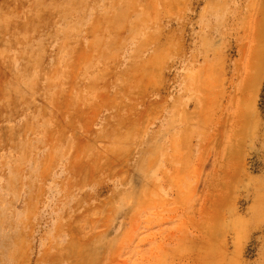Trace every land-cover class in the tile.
Instances as JSON below:
<instances>
[{
  "label": "rangeland",
  "instance_id": "obj_1",
  "mask_svg": "<svg viewBox=\"0 0 264 264\" xmlns=\"http://www.w3.org/2000/svg\"><path fill=\"white\" fill-rule=\"evenodd\" d=\"M0 264H264V0H0Z\"/></svg>",
  "mask_w": 264,
  "mask_h": 264
},
{
  "label": "bare ground",
  "instance_id": "obj_2",
  "mask_svg": "<svg viewBox=\"0 0 264 264\" xmlns=\"http://www.w3.org/2000/svg\"><path fill=\"white\" fill-rule=\"evenodd\" d=\"M236 155H238V152H236ZM229 199H231V198H229ZM229 199L226 198V199L223 200V202L225 201V202L223 203L225 206H228V205H229V203H230V200H229ZM210 220H211V219H210ZM211 221H212V220H211Z\"/></svg>",
  "mask_w": 264,
  "mask_h": 264
}]
</instances>
